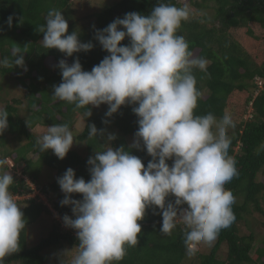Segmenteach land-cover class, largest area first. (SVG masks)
<instances>
[{"label":"clouds","instance_id":"obj_1","mask_svg":"<svg viewBox=\"0 0 264 264\" xmlns=\"http://www.w3.org/2000/svg\"><path fill=\"white\" fill-rule=\"evenodd\" d=\"M177 3L182 6L171 0L161 2L147 16L128 13L97 30L95 39L109 55L90 72L82 69L79 59L71 65L59 61L62 82L54 86L52 99L73 104L74 110L84 109L85 119L92 115L90 107L108 105L105 115L110 118L122 106H132L138 130L131 148L141 150L143 146L152 157L145 167L122 146H102L104 150H96L88 160L89 181L76 178L71 168L58 178L65 194L61 206H71L75 217L65 215L63 223L75 230L79 241V250L68 264L123 260L125 246L138 244V221L148 208L154 214L156 208L161 210L160 232L164 235L171 236L178 224L184 225L189 257L200 244L211 246L220 231L236 220V198L225 188L238 175L236 161L229 155V130L235 128V121L227 111L219 119L211 112L195 114L202 93L194 69L207 74L210 61L195 56L184 36L178 35L192 12L186 0ZM12 20L10 16L9 27ZM39 32L44 48L57 49L68 57L94 47L91 42L82 43L77 32L67 34L68 23L57 9L49 10ZM126 38L129 44L123 45ZM26 53L27 46H14L11 58L0 59V67L25 68ZM8 116L7 110L0 109V135L8 128ZM104 135V130L89 126V140ZM106 138L110 144L116 136L107 134ZM75 141L65 123L47 127L36 144L40 152L51 150L63 160ZM4 165L0 160V169ZM13 183L11 173L0 172V264L20 250V234L26 228L24 213L9 191ZM73 194L82 199H72ZM69 252L61 254L60 264H66L62 257Z\"/></svg>","mask_w":264,"mask_h":264},{"label":"trees","instance_id":"obj_2","mask_svg":"<svg viewBox=\"0 0 264 264\" xmlns=\"http://www.w3.org/2000/svg\"><path fill=\"white\" fill-rule=\"evenodd\" d=\"M72 1L0 0V50L3 51L2 48L6 46L8 49L2 57L11 58L12 48L16 45L21 48L27 46V53L24 55L26 70L22 67L0 69L1 75L13 76L16 84L26 91L25 102L13 99L2 107L7 110L9 116L8 128L0 135V160L5 161L0 172L12 171L14 183L9 191L13 196L20 198L33 192L24 179L26 178L34 190L48 198L52 211L62 221L65 215L73 219L75 217L71 206H61L65 194L57 183L58 178L62 177L68 168L74 170L76 178L82 177L86 182L91 177L88 157L84 158L73 150H70L63 160L51 150L42 153L36 144L42 135L38 136L32 131L35 127L46 130L47 127L65 123L72 130L75 121L82 117L84 109L74 110L73 104L52 99L54 86L62 82L59 61L65 60L71 65L79 59L82 69L90 72L109 55L95 39L97 30L105 29L115 19L123 18L131 12L150 15L159 3L169 2L118 0L101 11L94 10L97 12L91 17L89 25L78 30L68 9ZM171 2L181 7L177 0ZM189 3L197 14L202 11L210 13L209 16L205 14L199 18L191 15L188 21L182 22L178 30V35L184 36L189 50L195 56L210 61L207 74L194 69L197 88L202 93L195 114L205 115L211 112L219 119L227 109H231V113L232 109L238 108L237 117L232 115L235 128L229 130V155L236 161L238 175L225 185L236 198L233 205L236 220L229 228L220 231L207 254L194 251V256L189 257L184 245V225L178 224L171 236L164 235L160 232L161 210L156 208L154 214L153 208H148L144 219L138 221L141 225L138 244L131 247L126 245L125 257L114 264H264V48L252 51L263 53L261 58H254L239 38L236 39L232 35V32L242 30L244 38L254 40L255 46L258 47V43L264 39V0H190ZM50 9L61 11L65 20L71 21L67 34L77 32L80 41L91 42L93 49L68 57L57 49L44 48L41 44L43 33L39 32V29L45 25ZM10 16L13 17L11 27L8 26ZM256 29L261 31L260 36L256 35ZM122 44L128 45L129 40L126 38ZM248 108L250 112H247ZM106 112L100 110L86 118L82 131L72 130L76 139L74 144L82 145L84 150L92 155L96 150H104L102 146H122L140 158L147 167L152 157L147 154L146 149H143V146L141 150L131 148L138 130V117L133 113L132 106H122L110 118L106 117ZM246 114L248 119H244ZM105 120L108 121L107 124L104 123ZM90 125H95L98 131L104 130L105 135L97 137L96 140H89ZM107 134L116 136L110 144L106 138ZM11 139L17 143V147H13ZM6 145H9L8 149L5 148ZM7 160L12 163L11 169L6 163ZM168 164L171 167L172 161H168ZM42 167L55 171L56 176L52 181L41 185L39 173ZM18 172L21 173L20 177L16 175ZM71 198L81 200L82 196L73 194ZM169 200L174 201V197H169ZM23 203L26 207L21 208V211L24 213L26 228L38 222L43 214H50L44 203L36 202V197ZM254 213L257 217L260 216L261 220L249 221L248 217ZM242 223L247 227L248 233L241 232ZM256 226L260 229L258 232H254ZM26 228L20 234V250L5 257L3 264H48L44 254L47 249L63 244L78 247L77 236L61 230L59 225H54L46 236L28 246ZM257 240L260 246L255 248ZM223 245L226 248L224 260L220 259Z\"/></svg>","mask_w":264,"mask_h":264},{"label":"rangeland","instance_id":"obj_3","mask_svg":"<svg viewBox=\"0 0 264 264\" xmlns=\"http://www.w3.org/2000/svg\"><path fill=\"white\" fill-rule=\"evenodd\" d=\"M118 0H73L71 5L68 7L69 11L72 13L73 16V21L76 23V28L78 30L82 29L83 27H86L89 25L90 21H91V17L93 16V14L97 11H101L106 7H109L110 5H112L114 2H117ZM190 0H186V3L189 5ZM211 5V4H210ZM182 6V4H181ZM192 15L195 17H200L201 13L203 12L204 14H207L208 16L210 15V13L208 11H202L199 14H197L195 12V9H193L190 5H189ZM97 10V11H94ZM68 25L71 24V21H67ZM243 32L242 30L240 31H234L232 32V35L234 36V38L238 39L242 44L245 45L247 52H249L254 58L257 56H261L263 55L262 52L258 51V52H252L255 51L256 49L260 48L263 50L264 48V39L262 41H260L258 43V47L255 46V41L254 40H250V39H245L243 36ZM260 30L256 29V35L260 36ZM253 46V49H252ZM3 51L0 50V59H2L3 54H5V52H8L7 46L2 48ZM252 49V50H251ZM261 50V51H262ZM5 51V52H4ZM259 58V59H260ZM2 67H0L1 69ZM13 76L10 75H1L0 73V109H2V107L7 104L8 102L12 101L13 99H19L21 101H26L24 96L26 94L25 89L21 86V85H17L16 81H14V78H12ZM91 112L92 115H94L97 111L103 110V111H107L108 109V105H101L99 108H95V107H91ZM20 110H23V107L20 108ZM231 109H227V112L230 113ZM234 111L231 112V115H233L234 117H237L238 114V108H234L232 109ZM251 110L248 108L247 112H250ZM21 114V113H20ZM22 116L24 115V113L22 112L21 114ZM244 119H248V115L246 114L244 116ZM85 118L82 116L79 118V120H76L75 123L73 124L72 130L75 131H82L84 125H85ZM36 135H43L46 130L42 129L40 127H35L32 130ZM12 141V145L13 147H17V143H14V140L11 139ZM6 149L9 148V145L5 146ZM70 150L76 151L78 154H80L81 156H83L84 158H87V161L89 160L90 157H93L95 154H89L88 152H86V150H84V147L82 145H76L73 144L72 148ZM33 159L35 160V157H33ZM8 167H12V163L11 161H6ZM36 167H41V166H36ZM9 173H12V171H9ZM20 172H18V174H16L18 177H20ZM56 176V172L49 170L48 168L42 167L39 173V182L42 184H46L47 182L52 181L53 179H55ZM29 186L33 189V192L30 193L29 195L24 196L23 198L17 197V196H13L16 203L21 207L24 208L26 207V204L23 203L24 201H27L30 198H34L36 197V202H42L44 203V205L46 206V208L49 210L50 214L45 215L43 214L40 219L38 220V222H35L32 225L27 226L26 228V236H27V241L26 244L28 246L33 245L34 243H36L38 241V239L40 237L46 236L48 234V232L50 231V229H52V227L54 225H59V227L61 228V230L63 231H67L70 232L72 235L76 236V232L75 230L68 228L64 225L63 221L52 211L51 208V204L48 200L47 197H44L43 195H41L39 192H37V190H34V187L31 185V183L24 178ZM263 203V201H262ZM264 208V207H263ZM249 221L252 222H256L257 219L261 220V217H257L256 213H254L251 217H248ZM254 229V228H253ZM240 230L241 232L243 231L244 233H248V229L247 227L244 226V223H242L240 225ZM260 229L257 228V226L254 229V232H258ZM258 239H260L258 237ZM259 240H257L256 242V247H259L260 244L258 242ZM216 242V240L211 244V246L205 245V244H200L194 251H198L201 252L203 254H207L210 250V248L213 246V244ZM255 248L253 250V252H251V254L253 255V253L255 252ZM78 247H70L68 245H61L59 247H52L50 249H47L46 251H44V254L47 257V262L48 264H60V258H61V254L64 253L65 251H70L68 253L67 256L62 257L66 264H68V261H70L71 257L74 256L77 252H78ZM221 253H220V259H225L226 256V248L225 245L222 246L221 248ZM186 264H191L190 262H187Z\"/></svg>","mask_w":264,"mask_h":264}]
</instances>
